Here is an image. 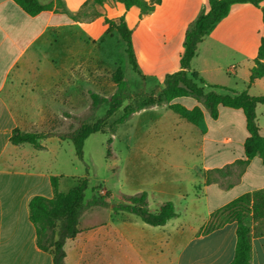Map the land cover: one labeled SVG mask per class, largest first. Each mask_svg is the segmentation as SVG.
<instances>
[{
  "label": "crops",
  "instance_id": "0c3cea01",
  "mask_svg": "<svg viewBox=\"0 0 264 264\" xmlns=\"http://www.w3.org/2000/svg\"><path fill=\"white\" fill-rule=\"evenodd\" d=\"M39 1L42 5H52L53 8L31 17L14 0H0V264H53V256L38 248L29 205L35 196L50 199L54 197L52 176L61 178L60 191L63 193L76 187L80 179L66 183L65 186V176L42 162L43 155L50 152V145L57 142L61 145L68 141L50 138L42 142V151L29 144L14 146L10 142L15 129L30 133L31 129L51 125L56 120V114L60 115V103L54 96L62 93L41 86L34 90L29 85L35 80L39 85V82L46 84L56 73L65 69L66 37H77V28L82 25L77 17L91 0ZM205 1L209 4V0ZM165 2L163 0L161 6ZM249 5L252 4L234 5L229 17L219 23L207 38L219 33L224 39L215 41L228 43L232 36V26L227 22L233 9L240 6L242 10L251 11L246 7ZM98 6L106 14L112 13L111 16L115 19L126 16L130 27L134 17H141L140 9L134 8L127 13L124 5L113 1ZM159 10L160 7L140 18V33L144 25L151 23V14ZM91 22L92 20L88 24L91 25ZM242 32L247 33L241 30L240 33ZM263 33L264 30L255 32L261 38L260 45L252 42L244 46L250 48L255 45L256 51L251 55L255 60ZM135 34L136 31L134 36ZM255 60L249 59L250 75L255 67ZM261 83L264 84V79L258 80L253 87ZM36 97L47 99L49 109L38 105L40 99ZM28 103L32 106H28ZM35 107H38L36 111ZM159 108L157 106L137 112L131 120L139 117L136 119L139 123L137 152L130 153L128 157L131 171L139 177L151 175L153 180H143V183L142 179H136L133 188L128 191L123 188L119 193L106 188L112 193L109 199L111 207L91 208L93 218L84 219L86 213L84 214L79 226L80 234L67 244V264H84L87 253L92 249L93 264L233 263L237 250L238 223L227 220L223 211L245 195L264 191L263 159L255 157L249 160L245 151L246 141L250 137L246 116L242 110L226 111L221 107L223 109L220 108L218 119H213L206 113L205 121L210 130L204 132L194 125V128L188 127L191 132L189 142L196 150V162L201 161L202 165L193 166L196 179L185 178L186 181L171 182L172 175L167 167L179 165L168 161L170 154L145 152L149 137L143 133L142 127L150 120L156 122L157 117L144 116L149 110L156 111ZM222 114L232 117L233 123L219 131L217 124L221 122ZM259 116L258 113V118ZM237 118L243 122V133L236 127ZM259 124L264 136V124L260 118ZM165 140L166 138H159L155 141L165 149L163 152L168 148ZM132 144L133 138L130 139L129 147ZM209 145L214 149V146L219 149L228 148L233 154L227 159L210 163ZM161 176L163 179H159ZM199 183L203 187L200 188ZM141 193H148L151 211L158 212L162 205L172 202L178 217L163 227H154L133 214L115 215L114 200L119 196ZM99 208L109 210L106 218L102 216V211L97 210ZM246 223L251 228L252 263L264 264V220L250 217ZM99 246L104 248L101 253L96 249Z\"/></svg>",
  "mask_w": 264,
  "mask_h": 264
},
{
  "label": "rangeland",
  "instance_id": "374dc122",
  "mask_svg": "<svg viewBox=\"0 0 264 264\" xmlns=\"http://www.w3.org/2000/svg\"><path fill=\"white\" fill-rule=\"evenodd\" d=\"M209 6L205 0H166L157 13L151 14L149 19L151 23L143 26L142 33L139 31L141 17H134L131 27L136 31L134 43L141 69V74H138L129 63L126 45L118 32L108 31V21L119 23V19L111 16L112 13L106 14L103 8L91 0L77 17L82 24L80 28H77V37H66L65 69L56 73L55 77L49 79L46 84L39 82L41 84L39 85L35 80L32 85H29L34 90L41 86L62 93L54 96L60 103L58 111L60 115L56 114V120L49 126L34 128L31 131L67 134L77 130L81 124H96L106 116L109 110L108 105L102 106L97 113L91 111V94L97 93L110 98L117 90L114 80L117 69L122 68L125 74L131 99L106 122L104 132L92 135L87 140L84 161L78 159L71 141L61 145L59 142L50 145V152L42 157L45 166L53 167L65 176L63 181L65 186L66 183H72L79 178V181L86 177L89 179L86 193L88 204L93 200L99 187L119 193L121 190L128 191L133 188L136 179H142L145 182L153 180L148 174L140 177L134 174L128 162L129 154L137 152L139 123L136 119L139 117L120 125L114 135L110 133L111 127L127 111L144 104L147 105V109L160 107L156 111L149 110L144 116L157 117L156 122L150 120L142 127L143 133L145 132L149 137L145 152L170 154L168 161L179 165V167L174 165L167 167L172 175L171 182L186 181L185 178L196 179L193 166L198 164L197 166L201 167L202 162H196L195 147L189 142L191 132L188 127L194 128V126L180 119L169 109L162 90L167 76L178 71L187 33L194 29L198 18L208 12ZM246 7H249L251 11L242 10L240 6L233 9L232 16L227 22L232 26L230 31L232 36L228 43L215 41L224 39L218 33L215 34L216 36L206 38L199 45V55L193 62V69L211 85L223 86L240 93L248 91L252 96H264V84L249 88V59L255 60L251 55L256 51V47L253 45V47L244 48L252 42L260 45L261 38L255 32L264 30L262 11L264 2L261 8L252 5ZM90 20H92L91 25L88 24ZM241 30L247 33H240ZM36 98L40 99L37 102L38 105L49 109L47 99ZM187 100L180 99L177 102L190 107L195 105L194 102H190L191 100ZM28 106L32 105L28 103ZM37 109L38 107H35L34 111ZM224 110L233 111L227 108ZM258 113L261 123L264 124V106H259ZM222 117L221 122L217 124L219 131L227 124L233 123V118L228 114ZM235 120L236 127L243 133V122L238 118ZM201 129L204 132L210 130L207 121ZM111 138H113V144L110 147L108 141ZM131 138H133V144L129 147ZM159 138H166L167 151L163 152L162 150L165 149L161 147L162 145L155 143ZM214 147L215 149L208 146L210 163L227 159L233 154L228 148ZM160 178L163 179V176ZM198 186L203 187L202 183ZM99 193L104 194L103 191ZM121 198L122 196H119L114 200L115 205L122 202ZM97 210L102 211L104 218L109 214V210L101 208ZM89 217L93 218V209L86 211L84 219ZM91 243L93 245V241ZM96 249H99L98 253H101L104 248L99 246ZM84 264H93V249L87 253Z\"/></svg>",
  "mask_w": 264,
  "mask_h": 264
},
{
  "label": "trees",
  "instance_id": "16d2710c",
  "mask_svg": "<svg viewBox=\"0 0 264 264\" xmlns=\"http://www.w3.org/2000/svg\"><path fill=\"white\" fill-rule=\"evenodd\" d=\"M29 16L36 17L41 13L52 10V5H42L39 0H14ZM113 1L124 5L126 12L134 8L141 10V17L150 14L161 7L163 0H93L97 5H104ZM264 0H209L210 10L201 15L196 21L193 30L186 35L183 45L184 52L180 56L178 71L166 78L165 87L162 90L164 100L169 109L186 122L202 127L208 112L213 119H218L220 108L242 110L246 116L247 128L250 137L246 141L245 151L249 160L260 157L264 162V136L258 118V107L264 105V96H252L250 92H236L229 88L211 85L193 69V62L198 57L199 45L211 35L217 25L229 17L234 5L250 3L261 8ZM264 15V8H262ZM109 22L108 31L115 30L126 45V53L134 72L141 74L139 57L135 49L134 31L129 26L126 16L117 22ZM264 79V37L258 51V59L251 71L249 88H252L258 80ZM114 80L117 90L110 98L97 93L91 94V111L97 113L102 106L108 105L106 116L96 124H81L80 127L67 134L23 132L20 129L13 131L10 142L14 146L32 145L36 150H44L42 142L57 137L63 141H71L75 147L76 155L80 161L85 159V146L87 140L95 134L105 131L106 122L120 111L127 101L131 99L129 86L122 68L117 69ZM180 99L192 100L196 104L190 107L180 104ZM147 109V105L138 106L127 111L111 127L110 133L114 135L120 125L129 122L134 114ZM113 144V138L109 141ZM111 149V148H110ZM110 156L112 153H109ZM54 189V197L35 196L29 205L30 220L36 229L38 248L53 256V264H67V244L80 234V222L87 210L93 207L110 208L109 199L112 193L102 187L97 188L93 200L86 202V193L89 187V179L83 178L79 184L67 193L60 191V177H51ZM103 191L104 194L99 192ZM122 202L115 205V215L133 214L144 223L163 227L171 220L178 217L177 209L172 202L161 206L158 212H153L149 205L148 193L135 196H122ZM227 220L238 223L237 250L232 264H253L251 228L246 220L250 217L255 220H264V191L245 195L229 204L223 211Z\"/></svg>",
  "mask_w": 264,
  "mask_h": 264
}]
</instances>
